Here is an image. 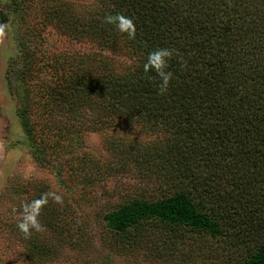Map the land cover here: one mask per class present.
<instances>
[{
	"label": "trees",
	"instance_id": "trees-1",
	"mask_svg": "<svg viewBox=\"0 0 264 264\" xmlns=\"http://www.w3.org/2000/svg\"><path fill=\"white\" fill-rule=\"evenodd\" d=\"M60 2L46 6V21L88 48L53 57L47 110L58 104L67 121L56 135L84 163L88 130L142 126L148 140L120 138L108 147L116 161L157 180V198L101 214L102 226L119 235L152 223L216 236L242 214L259 217L264 229V0ZM118 12L134 20V40L105 22ZM161 47L174 50V78L163 95L159 77L143 70L147 54ZM86 174L83 189L106 181ZM63 213L59 226L47 221L50 232L87 251L84 228L72 232L64 218L74 216ZM100 241L125 249L122 240ZM54 248L45 252L51 259ZM242 264H264V240Z\"/></svg>",
	"mask_w": 264,
	"mask_h": 264
},
{
	"label": "rangeland",
	"instance_id": "rangeland-1",
	"mask_svg": "<svg viewBox=\"0 0 264 264\" xmlns=\"http://www.w3.org/2000/svg\"><path fill=\"white\" fill-rule=\"evenodd\" d=\"M50 1L0 0V23L10 25L0 42V264H242L264 240V229L257 227L263 221L256 216L232 215L216 236L152 223L119 235L102 226L101 214L133 200L158 197L155 176L116 161L108 147L120 138H149L138 125L131 130H88L79 150V155L87 153L83 163L56 135L67 121L58 104L53 113L47 110L53 57L88 46L69 41L56 21H46ZM86 172L106 177L105 183L83 189ZM56 196L61 203L55 202ZM40 200L46 201L38 216L44 230L25 238L17 227L24 206ZM65 210L74 216L64 218L72 232L84 228L79 238L91 245L87 251L70 249L59 239L61 233L50 232L47 221L59 226ZM102 237L122 240L125 249L102 244ZM47 247H55L52 259ZM35 251L42 252L41 258Z\"/></svg>",
	"mask_w": 264,
	"mask_h": 264
},
{
	"label": "clouds",
	"instance_id": "clouds-1",
	"mask_svg": "<svg viewBox=\"0 0 264 264\" xmlns=\"http://www.w3.org/2000/svg\"><path fill=\"white\" fill-rule=\"evenodd\" d=\"M105 22L112 24L116 30L120 33H124L129 39H135L137 29L134 20L126 16L122 12L115 14H109L105 17ZM10 30L9 24L0 23V42H3ZM174 50L169 48H157L147 54L146 60L143 64V70L146 74L154 72L159 77V93L161 95L168 91L174 74L168 71V61L173 58ZM55 202L61 203L62 200L59 196H56ZM46 201H34L24 206V210L19 220L17 227L19 231L28 238L32 235L33 231L41 232L44 230L43 225L40 223L38 216L40 209Z\"/></svg>",
	"mask_w": 264,
	"mask_h": 264
}]
</instances>
